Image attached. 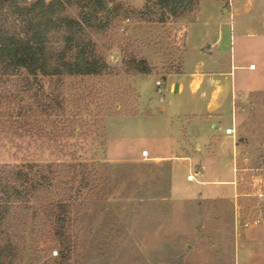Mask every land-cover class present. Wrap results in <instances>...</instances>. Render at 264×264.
Returning a JSON list of instances; mask_svg holds the SVG:
<instances>
[{
  "label": "rangeland",
  "instance_id": "rangeland-1",
  "mask_svg": "<svg viewBox=\"0 0 264 264\" xmlns=\"http://www.w3.org/2000/svg\"><path fill=\"white\" fill-rule=\"evenodd\" d=\"M60 1L77 19L88 3L87 34L111 67L101 79L65 82L105 88L113 104L91 124L92 135L74 140L82 160L109 164L88 190L87 226L72 232L81 238L75 258H93L110 212L124 226L108 264H264V203H255L264 202V0H205L165 24L143 15L146 0H103L106 9ZM135 58L147 59L154 73H137ZM7 145L0 166L21 164L24 155ZM75 152L48 148L40 160L69 163ZM34 205L13 209L16 264H59L42 204Z\"/></svg>",
  "mask_w": 264,
  "mask_h": 264
},
{
  "label": "trees",
  "instance_id": "trees-1",
  "mask_svg": "<svg viewBox=\"0 0 264 264\" xmlns=\"http://www.w3.org/2000/svg\"><path fill=\"white\" fill-rule=\"evenodd\" d=\"M91 1L98 9L107 8L103 0ZM201 1L205 0H146L142 13L165 24L192 11ZM88 6H82L77 19L64 14L60 0H0V146L8 144L15 156L24 155L21 164L0 166V264H16L18 259L10 222L13 209L31 211L37 202L42 204L41 221L45 218L52 228L59 264H108L123 244V218L109 212L100 221V233L109 232L95 239L93 258H75L82 253L81 238L72 232L87 226L92 210L85 204L88 190L100 185L96 172L109 164L82 160L75 152L81 145L74 140L92 135L91 124L113 110L105 88L65 87L68 78L101 79L111 71L97 56L87 34L92 27V16L85 10ZM131 64L140 75L154 73L147 59L135 58ZM99 140L103 147L104 136ZM48 148L61 152L72 148L74 158L69 163H43L41 151ZM261 167L264 169V157ZM170 184L165 198L170 196ZM256 199L255 203H264ZM102 203L105 207L109 202Z\"/></svg>",
  "mask_w": 264,
  "mask_h": 264
},
{
  "label": "crops",
  "instance_id": "crops-1",
  "mask_svg": "<svg viewBox=\"0 0 264 264\" xmlns=\"http://www.w3.org/2000/svg\"><path fill=\"white\" fill-rule=\"evenodd\" d=\"M228 130H233V129H230V128H228L227 129V131ZM229 134V133H228ZM236 149H235V155H236V159H237V147H235ZM146 152V151H145ZM199 173V172H198ZM236 173H238V169H237V165H236ZM233 184H234V186H235V191H236V194H235V198H237L238 197V195H237V184H236V180L235 181H233ZM263 194H260L259 196L260 197H264V196H262Z\"/></svg>",
  "mask_w": 264,
  "mask_h": 264
},
{
  "label": "built area",
  "instance_id": "built-area-1",
  "mask_svg": "<svg viewBox=\"0 0 264 264\" xmlns=\"http://www.w3.org/2000/svg\"><path fill=\"white\" fill-rule=\"evenodd\" d=\"M128 20H129V19H127V21H128ZM122 30L124 31V28H122ZM158 83H159L158 85H160V82H158ZM228 131H231V130H228ZM194 178H195L194 176H192V175L190 176V175H189L188 180H189V181H194ZM254 222H255L256 224H258V223L261 222V220L258 218V219H256V220H254ZM246 226H249V225L247 224Z\"/></svg>",
  "mask_w": 264,
  "mask_h": 264
},
{
  "label": "water",
  "instance_id": "water-1",
  "mask_svg": "<svg viewBox=\"0 0 264 264\" xmlns=\"http://www.w3.org/2000/svg\"><path fill=\"white\" fill-rule=\"evenodd\" d=\"M175 91H176V92L178 91V86L176 87Z\"/></svg>",
  "mask_w": 264,
  "mask_h": 264
}]
</instances>
